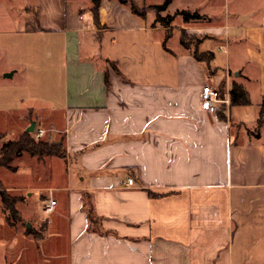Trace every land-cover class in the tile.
<instances>
[{
    "label": "crops",
    "instance_id": "1",
    "mask_svg": "<svg viewBox=\"0 0 264 264\" xmlns=\"http://www.w3.org/2000/svg\"><path fill=\"white\" fill-rule=\"evenodd\" d=\"M218 1L170 0L159 13L162 0H134L141 17L103 0L100 26L91 0L9 12L0 117L18 125L11 139L5 125L0 150L35 122L66 156L0 168V264H264V0L221 1L222 26ZM234 84L250 105L202 108L206 87L230 99Z\"/></svg>",
    "mask_w": 264,
    "mask_h": 264
},
{
    "label": "trees",
    "instance_id": "2",
    "mask_svg": "<svg viewBox=\"0 0 264 264\" xmlns=\"http://www.w3.org/2000/svg\"><path fill=\"white\" fill-rule=\"evenodd\" d=\"M102 1L103 0H91L92 3L91 11L93 13L94 22L97 26H100L99 10ZM117 1L122 5H128L133 14H136L141 17L145 16L146 10L145 9L140 10L134 4V0H117ZM169 4H170V0L166 1L162 6L157 7L159 13L161 11L166 10ZM159 15L157 17V22L164 23L165 25H167V27H169L173 22L174 17L168 16L166 18H162ZM176 15L181 16L185 22L203 19L202 16H200L196 12L191 13L189 11H182L177 13ZM188 37L189 36H187L186 32L182 33L181 44L187 49L190 48L189 44L186 42ZM193 55L198 61H204V62L210 61L212 57L211 53L209 52L200 53L198 50H195ZM105 81L106 84L108 85V73H106L105 75ZM222 93L223 92L221 91V94ZM250 104L251 102L247 91L242 86L238 84H234L230 92V106L231 107L245 106ZM223 111L224 109L219 111V113ZM263 117H264V111H261L259 116V126H261L263 123L262 120ZM23 154H27L31 157H36L38 159H44L47 157L65 158L66 150H65L64 139L61 142L55 144L45 141L44 139L36 140L30 133L25 132L19 137V139L15 141H8L2 146L0 150V168L8 169L14 172L16 170L15 160L17 157ZM149 193L152 195V192ZM1 196L6 211L9 212L10 216L17 218L18 217V211L16 209L17 200L11 198L6 192H1ZM88 217L89 220L92 221L91 211H89Z\"/></svg>",
    "mask_w": 264,
    "mask_h": 264
},
{
    "label": "rangeland",
    "instance_id": "3",
    "mask_svg": "<svg viewBox=\"0 0 264 264\" xmlns=\"http://www.w3.org/2000/svg\"><path fill=\"white\" fill-rule=\"evenodd\" d=\"M36 1L37 0H0V29H11L12 25L16 24V22L14 21H8L5 20V17H7V15L9 14V12H14L15 16L18 15L19 9H21L22 7H34L36 5ZM87 0H77L78 3L84 5L86 3ZM165 1L167 0H162V2L165 3ZM221 1L223 0H219L217 3V6H215L213 8V13L210 14L211 19L215 20L218 19L220 22L218 25H223V23H225V20L222 18L224 12H225V5L221 3ZM173 9H175V7H173ZM207 9H211L210 6H205V10ZM204 10V8H203ZM172 17V16H170ZM222 18V19H220ZM174 20V19H173ZM212 20V21H213ZM178 22H180V19H178ZM186 42L189 44L190 48H194V46L197 45V43L199 42V39H192L189 38L186 40ZM219 47V46H218ZM222 74H224V70L220 71ZM18 78H16L14 81L17 82ZM253 89L254 86H251ZM3 117H0V132L3 131V128H5V125L8 126V128H10L9 133L6 134L7 139H11L15 133H16V129H17V125L15 123H13L12 118H5V120H2ZM10 119V120H9ZM262 120L264 121V117L262 118ZM10 121V122H9ZM13 124L14 128L11 130L12 127H10L9 125ZM3 183H7L5 180H2ZM11 182V181H8ZM35 202H33L34 204L31 205V209L36 210V200H34Z\"/></svg>",
    "mask_w": 264,
    "mask_h": 264
},
{
    "label": "built area",
    "instance_id": "4",
    "mask_svg": "<svg viewBox=\"0 0 264 264\" xmlns=\"http://www.w3.org/2000/svg\"><path fill=\"white\" fill-rule=\"evenodd\" d=\"M223 104L229 105L230 99L223 97L220 90L208 86L202 92V108L204 110H213L217 107L222 106ZM47 133H48V130L44 128H35L34 131L31 133V135L36 140H41L45 138ZM128 185L133 186L134 180L129 179ZM54 207H55V204L53 201L48 202L43 207V213L45 215H51L54 212Z\"/></svg>",
    "mask_w": 264,
    "mask_h": 264
},
{
    "label": "water",
    "instance_id": "5",
    "mask_svg": "<svg viewBox=\"0 0 264 264\" xmlns=\"http://www.w3.org/2000/svg\"><path fill=\"white\" fill-rule=\"evenodd\" d=\"M35 126H36L35 122H31L30 127L27 129V132L31 134L34 131Z\"/></svg>",
    "mask_w": 264,
    "mask_h": 264
}]
</instances>
